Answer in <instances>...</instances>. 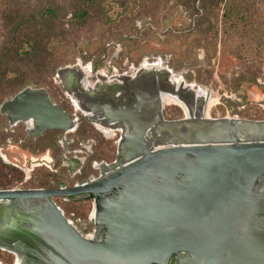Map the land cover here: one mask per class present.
I'll return each mask as SVG.
<instances>
[{
    "label": "water",
    "instance_id": "95a60500",
    "mask_svg": "<svg viewBox=\"0 0 264 264\" xmlns=\"http://www.w3.org/2000/svg\"><path fill=\"white\" fill-rule=\"evenodd\" d=\"M136 70L92 89L79 66L55 71L90 125L118 131L114 159L84 186L0 190V250L12 264H264V120L204 117V101L174 88L170 71ZM160 94L181 104L180 119H164ZM0 116L30 122L26 138L76 127L43 88L2 101ZM54 197L96 200L91 240Z\"/></svg>",
    "mask_w": 264,
    "mask_h": 264
},
{
    "label": "rangeland",
    "instance_id": "374dc122",
    "mask_svg": "<svg viewBox=\"0 0 264 264\" xmlns=\"http://www.w3.org/2000/svg\"><path fill=\"white\" fill-rule=\"evenodd\" d=\"M67 2L0 0V48L6 44L9 33L4 22L8 8L17 6L34 13L57 4L66 11L62 22L70 36L66 41L50 40L46 49L54 60L53 69L79 66L86 77L83 89H91L88 84H102L101 77L118 82L114 78L130 77L143 64L158 66L173 76L178 75L194 91L202 87L216 96L217 102L208 110V118L264 120V0H225L204 10L196 2V13L180 0H124L119 4L97 0L98 7L89 15L91 19L76 29L68 26ZM38 84L36 77L29 78L27 87L37 88ZM45 85L51 102L74 115L76 128L68 133L56 131L44 136L45 133L35 142L33 138H26L30 123L8 126L0 116L3 137L0 164L14 172L7 175L0 168V175L5 186L10 182L11 189H39L45 178L44 182L48 180L49 184L62 182L69 187L88 176H97L98 171L92 164H109L115 155L117 135L105 138L82 117L66 96L56 72L48 70ZM0 94V102L14 95L6 89ZM162 115L165 120H175L182 117V112L177 106L168 105L162 107ZM60 142L65 145L68 160L81 161L77 173L70 175L62 165ZM45 152L52 161L51 170L38 165L39 161L33 162V158ZM24 169L32 170L23 182ZM17 177H20L18 182ZM89 209V202H79L69 204L65 210L86 218ZM12 262V255L0 250V264Z\"/></svg>",
    "mask_w": 264,
    "mask_h": 264
},
{
    "label": "trees",
    "instance_id": "16d2710c",
    "mask_svg": "<svg viewBox=\"0 0 264 264\" xmlns=\"http://www.w3.org/2000/svg\"><path fill=\"white\" fill-rule=\"evenodd\" d=\"M103 1V0H100ZM114 3H123L124 0H109ZM225 0H180V3L187 8H190L192 13H196L197 9L194 6L199 3L201 10L210 8L212 5L217 6ZM12 5H15L12 1ZM68 14L70 20L68 26L70 29L80 28L91 19L89 16L93 14L94 7H98L97 0H69ZM66 15L63 7L57 4L52 7H44L34 13L22 11L17 6H12L7 9L6 20L4 21L9 28L6 44L0 48V92L4 89L10 93H16L28 86L29 78L36 77L39 80L37 88H44L46 74L48 70L55 72L53 69L54 60L51 53L46 49V45L50 40L66 41L70 34L63 27L62 20ZM69 29V30H70ZM46 91V90H45ZM1 96V94H0ZM1 103V102H0ZM59 107V106H58ZM62 109L61 107H59ZM84 124V120H81ZM53 132H47L44 136L50 135ZM0 135V143L2 140ZM39 139H36L37 142ZM52 141L48 145L51 146ZM47 146V145H46ZM0 168L6 170L7 175H13V169L0 164ZM1 171V170H0ZM50 176V175H49ZM0 175V190L11 189L8 185L1 181ZM47 178L40 183L39 189H46L50 186ZM20 177L16 178L18 182ZM34 189V188H32Z\"/></svg>",
    "mask_w": 264,
    "mask_h": 264
},
{
    "label": "bare ground",
    "instance_id": "6f19581e",
    "mask_svg": "<svg viewBox=\"0 0 264 264\" xmlns=\"http://www.w3.org/2000/svg\"><path fill=\"white\" fill-rule=\"evenodd\" d=\"M141 67H142V69H141ZM141 67L138 70H153L155 72L156 71L160 72V71L164 70L163 68H160L158 66H151V65L149 66V65H144V64ZM136 71L137 70H134L133 75H135ZM133 75H131L130 77H132ZM119 77H127V76H124V75L123 76H118V77L114 78V81L117 80L118 82H120L118 80ZM101 78H102V80H100V81L102 82V84H104V82H108L107 84L110 83L109 81L103 80V77H101ZM169 83L174 88H177V87L181 86L182 89H185L187 91H192L196 99H201L202 101H204V107H203V110H202V113L204 114V117H207L208 110L210 109V107L215 102H217L216 101L217 100L216 96L213 95V93L210 92L208 89L202 88V87H198L197 90L194 91L192 89L193 87L191 85H184L182 80L180 79V77L178 75L177 76H173L171 73H169ZM96 84L98 85L99 83L96 82ZM80 85H81L82 88H86V81H85V77L84 76L81 77ZM69 99L71 100V102H73V104L75 105V108H76V104H75L74 100L72 99V97L69 96ZM160 104H161L162 107L168 106V105H175L178 108H180L181 111H183V108H182L181 104L173 96H170L168 94H160ZM27 123H30V122H27ZM94 126L100 133L103 134V136L105 138H111L112 136H114L115 130L105 129V128H102V127H100L99 125H96V124H94ZM68 164L70 166V169H72L75 172L77 169H79L81 161H73V162H69Z\"/></svg>",
    "mask_w": 264,
    "mask_h": 264
},
{
    "label": "flooded vegetation",
    "instance_id": "af4514ba",
    "mask_svg": "<svg viewBox=\"0 0 264 264\" xmlns=\"http://www.w3.org/2000/svg\"><path fill=\"white\" fill-rule=\"evenodd\" d=\"M133 72H134V70H133ZM82 76H84L85 77V75H83L82 74ZM86 78V77H85ZM88 84V83H87ZM96 84V83H95ZM94 84V85H95ZM89 87H93V86H91L90 84H88V88ZM69 115H73V114H69ZM73 117H74V115H73ZM95 127V126H94ZM76 128V127H75ZM48 132H56V131H48ZM45 133H47V132H45ZM45 133H43V134H45ZM43 134H41L40 136H42ZM114 135H117V137H118V131H115L114 132ZM40 136H38V137H40ZM38 137H35V138H33L34 139V141L38 138ZM59 145H61V148H62V155H61V160H62V158L64 159V162H66V163H63L62 162V165L63 166H65L66 167V165L69 167V169H70V166H69V164L67 163V161H69L67 158H66V154H68V152L65 150V145H62V143L60 142L59 143ZM37 158V161H39V162H41L40 164H38V165H42V166H44V167H46V168H48L49 170H51L50 169V167L52 166V161H51V159H50V157L48 156V153L47 152H45L43 155H41V156H37L36 157ZM114 159V158H113ZM78 161H80V160H78ZM66 164V165H65ZM101 164H95V163H93L92 164V168L94 169V170H97L98 171V167L100 166ZM104 165H107V164H104ZM36 166V165H35ZM80 168V167H79ZM78 170L79 169H77L74 173H77L78 172ZM98 179V174H97V176H95V177H93V176H88V177H86L82 182H80V183H77V184H73L72 186H67L66 184H64V186L63 187H58V184L59 183H62V182H54V183H50V186L48 187V188H46V189H51V190H55V189H70V188H72V187H78V186H84V185H87V184H89V183H92V182H94L95 180H97ZM113 193L112 192H110V193H106V194H104L103 196L104 197H109V196H111ZM60 199V200H63L64 202H60V205L62 206V208H63V210H65L66 209V206H68L69 204H73V203H79V202H89V206H90V209H89V211H88V213H87V215L88 214H90V212H91V210L93 211V213H94V211L96 210V200H93L92 198H87V199H84V200H82V201H73V200H71V199H69V198H62V197H54V198H52V199ZM66 211V210H65ZM67 212V211H66ZM73 212V211H72ZM75 213V212H74ZM76 214V213H75ZM176 256V255H175ZM177 256H182V257H184L185 256V253H179ZM173 258H174V256H172L171 258H170V260H169V263L168 264H172L173 263Z\"/></svg>",
    "mask_w": 264,
    "mask_h": 264
},
{
    "label": "built area",
    "instance_id": "2783aa9c",
    "mask_svg": "<svg viewBox=\"0 0 264 264\" xmlns=\"http://www.w3.org/2000/svg\"><path fill=\"white\" fill-rule=\"evenodd\" d=\"M24 169L23 175H24V180L28 179V174L31 171ZM52 203L54 204V206L60 211V213L62 214L64 220L66 222H68L76 231V233L85 240H91L94 237V229H93V225L91 223V217L93 215V211L91 210L90 214L86 215V218H82L79 215L75 214L72 211H65L63 210L62 206L60 205V202H64L63 200L60 199H51Z\"/></svg>",
    "mask_w": 264,
    "mask_h": 264
}]
</instances>
